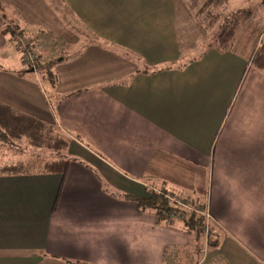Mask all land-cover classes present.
<instances>
[{
    "label": "crops",
    "instance_id": "1",
    "mask_svg": "<svg viewBox=\"0 0 264 264\" xmlns=\"http://www.w3.org/2000/svg\"><path fill=\"white\" fill-rule=\"evenodd\" d=\"M0 2V103L55 127L72 161L62 189L57 174L0 176V264L190 262L196 237L181 221L162 224L124 198L161 190L206 205L212 244L190 264H264V72L253 50L188 40L205 29L177 23L173 0ZM21 38L41 45L40 60L58 40L79 49L53 52L54 90L20 75ZM21 144L0 169L31 158ZM13 149L0 139V160Z\"/></svg>",
    "mask_w": 264,
    "mask_h": 264
},
{
    "label": "trees",
    "instance_id": "2",
    "mask_svg": "<svg viewBox=\"0 0 264 264\" xmlns=\"http://www.w3.org/2000/svg\"><path fill=\"white\" fill-rule=\"evenodd\" d=\"M225 1L227 0H209V4L220 6ZM3 10L4 6L0 3V14ZM242 21V15L234 16L217 35L214 46L221 50L231 49ZM10 30L6 28L4 30L5 34L10 33L13 39L17 40L16 31ZM40 59L41 57L37 58L34 69L37 71L40 67L43 68L45 72L42 73V80L49 89L54 90V74L51 69L55 63L51 62L41 66ZM251 65L255 69L264 72V42L260 47L253 48ZM31 70L21 72L20 75H27ZM47 94L50 96L51 92L47 91ZM0 139L2 143L15 150L21 149L23 146L22 141L27 144L26 149H32L31 158L26 162L3 166L0 169V176L31 175L35 173L57 174L62 176L60 187L62 189L63 181L72 162L67 155L70 141L55 127L0 103ZM124 198L137 203L142 213H154L162 224L170 225L177 218L178 221L184 224L188 234L194 235L196 238L204 235L207 225L205 218L200 213L206 211V205L202 207L193 206L191 210L185 209L172 200L165 190L149 191L147 196L144 197L124 195ZM57 204L58 199L54 204L53 211L57 208ZM211 244L212 242L208 241V245Z\"/></svg>",
    "mask_w": 264,
    "mask_h": 264
},
{
    "label": "rangeland",
    "instance_id": "3",
    "mask_svg": "<svg viewBox=\"0 0 264 264\" xmlns=\"http://www.w3.org/2000/svg\"><path fill=\"white\" fill-rule=\"evenodd\" d=\"M173 4L178 12L177 23H186L187 26L191 24L192 26L198 25L205 29V31L197 29L195 32V29L192 28L193 30L184 32V34H186L187 36H191V38H188V40L193 39L191 40L192 42H195L197 39L199 42L207 41L209 44L215 45L217 35L220 34L223 28L226 27V24H228V22H230L236 15L243 16V21L241 22L239 31L237 32V36L235 38L236 51L243 52L247 55V53H249V51H252L255 46L260 47V45H262V43L264 42L263 0H227L220 6L209 4V0H173ZM1 5L3 4L1 3ZM3 6L4 10L1 13L6 12L7 10V6ZM58 41L59 42L57 43L54 42L56 45L53 49H47L48 53H50L51 51L52 52L48 54L45 58L40 60L41 66H45V64L53 62L52 54L54 53L56 56L59 57V59L63 57L68 59V57H72L77 51H79V49L68 48V42L66 39H63L62 42L61 40ZM18 48L19 47L17 44L13 45V51L17 55L16 60H18V62L20 63L22 68L25 69V71H29L31 68L28 64L24 63L23 54L18 52H21V49L19 50ZM41 50H43L42 47ZM47 59L48 62L46 61ZM55 66L56 65H54V67ZM35 72L38 80L43 81L42 73L45 72L43 68L40 67ZM27 150L28 152L32 151V149ZM21 155L23 156V153H19L13 149L6 155V157L10 156V158L6 160H0V163H4L7 160H9V162H11L12 160L14 161L15 158L19 159ZM189 206L193 207L191 205ZM203 212L205 213V211ZM207 224L209 226V232L206 234L204 233L203 237H197L196 242L194 241V244H197L195 246L196 249L193 248L194 250H196V253H194L193 255L194 261L193 259L189 258L190 262L193 261V263H200L201 261L203 262V259L207 257L208 241H211L213 231L211 222H206V225ZM190 262H185L184 264H190Z\"/></svg>",
    "mask_w": 264,
    "mask_h": 264
},
{
    "label": "built area",
    "instance_id": "4",
    "mask_svg": "<svg viewBox=\"0 0 264 264\" xmlns=\"http://www.w3.org/2000/svg\"><path fill=\"white\" fill-rule=\"evenodd\" d=\"M21 54H23V60L25 64H28L31 69H34L35 62L37 58L39 57V54L41 52V45L38 43H34V41H31L29 39L21 38L19 41ZM178 205L185 209H191L188 204L183 203L182 201H175ZM200 215L205 218L206 222H210V216L208 212L205 211L201 212ZM209 232V226L207 224L204 233Z\"/></svg>",
    "mask_w": 264,
    "mask_h": 264
},
{
    "label": "water",
    "instance_id": "5",
    "mask_svg": "<svg viewBox=\"0 0 264 264\" xmlns=\"http://www.w3.org/2000/svg\"><path fill=\"white\" fill-rule=\"evenodd\" d=\"M61 60H62V59H61ZM34 71H35V69H32V70H31V72H34Z\"/></svg>",
    "mask_w": 264,
    "mask_h": 264
}]
</instances>
